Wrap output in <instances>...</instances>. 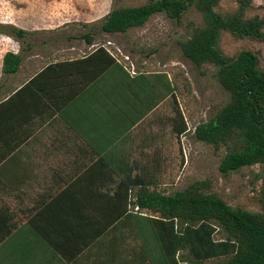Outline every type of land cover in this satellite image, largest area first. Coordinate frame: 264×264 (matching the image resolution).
<instances>
[{"label":"crops","instance_id":"1","mask_svg":"<svg viewBox=\"0 0 264 264\" xmlns=\"http://www.w3.org/2000/svg\"><path fill=\"white\" fill-rule=\"evenodd\" d=\"M97 47L6 73L0 264H180L185 253L158 249L146 220L157 214L134 203L142 187L165 186L156 162L165 148L163 73L132 75L106 55L84 61Z\"/></svg>","mask_w":264,"mask_h":264},{"label":"rangeland","instance_id":"2","mask_svg":"<svg viewBox=\"0 0 264 264\" xmlns=\"http://www.w3.org/2000/svg\"><path fill=\"white\" fill-rule=\"evenodd\" d=\"M148 1L0 0V98L11 87L7 81L11 76L2 72V56L7 51L20 54L22 67L31 64L30 73H33L55 61L51 57L59 56L62 51L63 55L74 52L82 56L111 41L113 50L116 47L121 50L122 55L117 52V56L122 64L126 65L123 54L128 55L137 70L162 72L174 86V98L169 96L165 100V148L163 158L156 161L157 167L164 170L165 186L158 191L172 194L195 181H204L205 192L219 196L231 207L264 212V163L221 173L218 165L228 146L200 141L193 133L198 124L212 118L229 98L218 82L216 67L203 64L197 68L181 51L180 42L190 36L194 27L203 26L202 14L190 6L179 21L157 13L143 26L125 33L109 34L101 30L106 15L113 8L138 6ZM238 3L239 0H219L214 9L226 13L234 10ZM263 14L264 0H250L245 16ZM85 34L93 37V46L86 44ZM76 45L78 48L74 51L68 50ZM219 47L228 56L250 50L259 55V67L264 68V42L235 38L222 32ZM175 124L184 125L186 129L178 137L171 133ZM150 160L149 168L155 166V160L152 165ZM222 237L221 231L214 235L215 239Z\"/></svg>","mask_w":264,"mask_h":264},{"label":"trees","instance_id":"3","mask_svg":"<svg viewBox=\"0 0 264 264\" xmlns=\"http://www.w3.org/2000/svg\"><path fill=\"white\" fill-rule=\"evenodd\" d=\"M218 2L150 0L138 6L116 7L106 15L101 30L109 34L125 33L143 26L157 13L179 21L190 6L202 14L203 26L194 27L180 47L183 56L195 67L203 64L216 67L218 82L228 94V101L216 114L193 131L200 141L228 146L218 165L219 171L226 174L264 163V68L259 67V55L250 50L226 55L219 47V40L222 32H227L235 38L264 42V14L246 17L250 0H239L234 10L219 13L214 9ZM83 37L87 42L92 40L90 34ZM98 55L117 62L102 46L83 60ZM2 57L3 73L19 69L20 54L7 51ZM48 68L54 67L50 64L43 70ZM162 76L165 96L174 98L173 84L164 73ZM185 130L184 125L175 124L172 132L179 136ZM204 188V181H195L172 194L145 187L136 192L137 207L157 214L156 218L146 217V220L156 226L154 238L160 243L158 249H172V255L177 250L185 252L180 255V264H264V212L233 208ZM217 231L224 237L215 239Z\"/></svg>","mask_w":264,"mask_h":264},{"label":"built area","instance_id":"4","mask_svg":"<svg viewBox=\"0 0 264 264\" xmlns=\"http://www.w3.org/2000/svg\"><path fill=\"white\" fill-rule=\"evenodd\" d=\"M110 46H114V44L111 42V41H107L105 45H102V47H104L109 53L110 55H112L117 62H120V60L118 59V56L117 55H122L121 53V50H119L118 47H116L114 50L110 47ZM117 52L119 54H117ZM123 60L124 62H126V67L127 69L129 70V72L132 74V75H135L137 74V69L136 67L134 66V64L132 63V60H130V57L128 55H124L123 54ZM123 62V61H122ZM121 63V62H120ZM137 208V207H136Z\"/></svg>","mask_w":264,"mask_h":264}]
</instances>
